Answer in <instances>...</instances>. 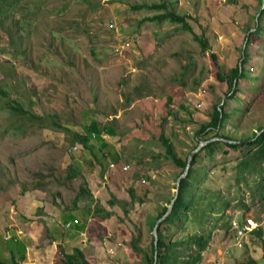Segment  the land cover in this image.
Segmentation results:
<instances>
[{
	"label": "rangeland",
	"instance_id": "374dc122",
	"mask_svg": "<svg viewBox=\"0 0 264 264\" xmlns=\"http://www.w3.org/2000/svg\"><path fill=\"white\" fill-rule=\"evenodd\" d=\"M162 1L0 0V89L6 94H0V239L6 242L5 257L12 250L17 260L24 256L19 264H61V247L67 254L79 248L88 264H147L132 250L131 240L150 252L148 218L175 196L180 173L159 144L168 98L179 120L170 117L165 137L181 159L203 142L195 132L209 122L214 105L229 114L219 132L225 137L245 143L264 127V15L257 22L262 2L171 0L168 11L188 15L193 32L206 43L202 51L193 35L175 30L179 25L141 22L157 12L131 8ZM257 26L260 32H254ZM241 60L243 74L231 96L217 73L226 78ZM10 101L45 122L11 112ZM53 122L68 131H58ZM94 123L110 124L115 135L93 137L92 150L71 144L75 133L86 135ZM139 125L147 132L142 139L135 136ZM201 158L204 186L234 201L230 212L214 221L200 264H243L252 258L264 264V195L253 203V181L237 183L241 152L220 146L214 161ZM70 164L82 176L65 178ZM83 178L91 196L75 203ZM131 188L143 203H130ZM112 197L124 205L110 206ZM98 203L113 216L94 217ZM71 220L78 225L67 231ZM244 226L251 231L237 238ZM196 228L191 224L186 232ZM256 229L260 236L252 233ZM170 231L181 235L175 227Z\"/></svg>",
	"mask_w": 264,
	"mask_h": 264
},
{
	"label": "trees",
	"instance_id": "16d2710c",
	"mask_svg": "<svg viewBox=\"0 0 264 264\" xmlns=\"http://www.w3.org/2000/svg\"><path fill=\"white\" fill-rule=\"evenodd\" d=\"M258 1L262 2L261 7L263 8L261 9L260 15L257 19V22L260 23V19L264 15V0ZM168 6L170 9L173 8L171 0H164L160 3L151 5L144 3L132 6L131 8L136 11L149 10L157 12L152 16L143 18L141 22H156L158 24L168 22L170 24L179 25L175 28V30L189 32L191 35H193V39L200 44L201 50L205 51L206 43L198 38V36L193 32L192 27L187 22L188 15H180L175 13L174 11H168ZM252 28L253 27H249L248 30H251ZM254 32H260V26H257ZM249 41L246 42V45L247 43H249ZM243 65L244 60H241L240 64L236 65L231 70L230 74L226 76V78H223L219 72L217 73L218 80H225L226 83H228L229 94H231V96H234L236 94L233 88L236 87L243 74ZM216 66H218L217 63ZM217 68H219V66ZM0 94L2 96L6 95L1 91V89ZM172 102L173 99L168 98L166 107L163 111V115L159 121V127L161 129L159 144L165 150V158L169 161H173V163L180 168V173L177 175L178 179L185 170L189 153L186 154L185 159L179 158L175 152L172 141L165 137V127L168 124L170 117L179 120L172 108ZM181 107L183 108V106ZM8 108L11 112L22 114L25 117L29 118L31 121L37 120L40 122H45L43 116H36L33 114L29 115L27 114V112L22 111L21 106L17 104L16 101H10ZM228 118L229 114L224 111V108H219L218 105H214L209 116V122L206 125L199 126V128L195 132V137L203 136V142L220 138L225 141L240 143L239 141H235L234 139L219 134L221 129L224 127L225 122L228 121ZM150 119V117H147L148 121H150ZM53 123L58 131H68V129H66L64 125L56 122ZM139 127L141 129L135 134V136H137L139 139H142V137L145 136L147 132H145L140 125ZM263 128L264 127H260L256 134H253L250 139L246 140V143L233 145L224 144L222 142H214L207 145L193 157L187 176L181 179L179 195L175 204L173 205V209L169 213V215L162 221L158 229L159 252L157 264H200L203 259V253L206 251L212 240V230L215 228V225L213 224L214 221L222 218L223 215H221V212H230L229 209L231 207L232 201H234V198L229 195L222 194V191L220 189L213 190L210 187L204 186V180L207 177V172L203 169V167L198 165L200 159H202L201 155H204L205 158L212 162L215 160L214 156L216 150L220 146L228 148L232 151L241 152L242 158L239 159V164L236 167L237 183L248 184L249 181H253L256 186L255 188H251V201L253 203L260 200L258 199L259 195H264V132L258 135ZM104 134L110 137H113L115 135V132L113 131L111 125L108 124L105 126H100L99 124L94 123L88 129V133L86 135L75 133L73 138L71 139V144L78 143L84 149L92 150V138L95 137L101 140V136ZM130 138L132 137L130 136ZM197 147L198 146H196L191 152L195 151ZM77 176H82L81 171H79V168L70 164L67 167V175H65V178L72 180ZM136 177L138 178L139 176ZM83 180L84 187H81L79 194L75 198V203L80 202L86 196H91V192L85 187L86 181L84 178ZM238 189L240 188L238 187ZM128 193L131 199L130 203H135L137 199L141 203L144 202V199L140 198L137 195L136 189L131 188L128 190ZM143 193L147 198V195L150 192L148 189H145ZM173 199L174 197L168 198L164 205H160V208L156 213L150 214L148 218V225L151 231H153L157 220L167 212L168 207ZM239 201L246 208H249V205L246 204L244 200L239 199ZM117 203H120L121 206L124 205L121 202H117L115 197H112V200L108 202L110 206H113ZM93 213L94 217H100L102 220L109 219L113 216V212L108 211L99 203L97 204L96 210ZM124 213L127 214V210H124ZM191 224L196 225V231L192 233L186 232L187 228ZM172 227H175L178 230L179 234H181L179 237H175L170 233ZM164 231H168V233L165 234ZM252 233L260 236L259 230L257 229ZM5 243L6 242H3L2 239H0V245H3L2 248H0V264H19V261L22 260L24 256L21 255L20 260H17L16 255L12 250H10L9 257H5L3 255L5 250ZM7 243L13 245L12 240H9V242ZM131 248L137 253H142L147 264H154V237L152 238L150 252L140 249L137 245V241L133 239L131 240ZM58 250V257L61 264H88L86 262L84 253L79 248H74L69 254L65 253L61 247H58ZM24 251L25 248L22 247V252L24 253ZM262 258L264 259V254ZM243 264H257V261L252 258L247 263Z\"/></svg>",
	"mask_w": 264,
	"mask_h": 264
},
{
	"label": "water",
	"instance_id": "95a60500",
	"mask_svg": "<svg viewBox=\"0 0 264 264\" xmlns=\"http://www.w3.org/2000/svg\"><path fill=\"white\" fill-rule=\"evenodd\" d=\"M262 132H264V128L262 129V131L258 134L260 135ZM214 142H222L224 144H242V143H235V142H229V141H225V140H222L220 138L218 139H213V140H209L207 142H202L198 145V147L196 148L195 151L191 152L188 157H187V161H186V166H185V170L184 172L181 174V176L178 178V181H177V187H176V193H175V196H174V199L172 200L171 204L169 205L168 207V210L167 212L162 216L160 217L158 220H157V223L153 229V237H154V243H155V261H154V264H157L158 262V252H159V248H158V241H159V234H158V229L162 223V221L169 215V213L172 211L173 209V205L175 204L177 198H178V195H179V190H180V182H181V179L185 178L188 174V171H189V167H190V164H191V161L193 159V157L198 154L203 148H205L207 145L209 144H212ZM246 143V142H245Z\"/></svg>",
	"mask_w": 264,
	"mask_h": 264
},
{
	"label": "built area",
	"instance_id": "2783aa9c",
	"mask_svg": "<svg viewBox=\"0 0 264 264\" xmlns=\"http://www.w3.org/2000/svg\"><path fill=\"white\" fill-rule=\"evenodd\" d=\"M118 52H119L118 49H115V53H118ZM78 149H79V146L74 147V150H78ZM112 167H114V165H112ZM76 225H78V221L73 220V221H70V223H67L64 228L70 229L71 227H74ZM248 231H251V228H249L248 226H244L242 229L238 231L237 238H242L245 234H247Z\"/></svg>",
	"mask_w": 264,
	"mask_h": 264
},
{
	"label": "crops",
	"instance_id": "0c3cea01",
	"mask_svg": "<svg viewBox=\"0 0 264 264\" xmlns=\"http://www.w3.org/2000/svg\"><path fill=\"white\" fill-rule=\"evenodd\" d=\"M243 25H246V24H242V26H243ZM257 48H259V47H257ZM71 221H73V220H71ZM75 227H77V225L74 226V227H71L70 229H74ZM70 229H67V231L70 230Z\"/></svg>",
	"mask_w": 264,
	"mask_h": 264
}]
</instances>
